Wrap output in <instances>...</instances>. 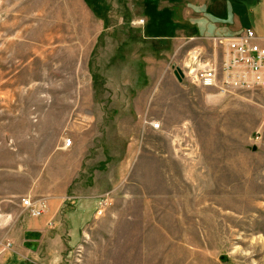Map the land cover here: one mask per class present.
I'll return each instance as SVG.
<instances>
[{"label": "rangeland", "instance_id": "374dc122", "mask_svg": "<svg viewBox=\"0 0 264 264\" xmlns=\"http://www.w3.org/2000/svg\"><path fill=\"white\" fill-rule=\"evenodd\" d=\"M85 2L0 0V242L11 243L0 264H44L37 253L48 248L56 264H264V90L221 94L174 75L195 46L178 51L187 38L263 31L264 19L232 4L227 19L208 16L215 0H169L166 11L153 0ZM194 18L204 19L196 32ZM164 35L165 44L152 39ZM95 36L88 65L83 50ZM71 135L87 136L83 167L101 159L103 174L125 159L139 169L145 152L160 187L145 194V216L138 200L120 214L117 195L82 222L71 187L59 240L24 237L28 215L10 195L31 190L48 152ZM205 160L215 176H185Z\"/></svg>", "mask_w": 264, "mask_h": 264}, {"label": "crops", "instance_id": "0c3cea01", "mask_svg": "<svg viewBox=\"0 0 264 264\" xmlns=\"http://www.w3.org/2000/svg\"><path fill=\"white\" fill-rule=\"evenodd\" d=\"M153 1H157V3H159V10H167V5H165V2L169 0ZM251 1H253L254 4L248 6V4H245L244 0H215L214 3H217V6H209L206 13L208 16L213 14L217 17H225L227 19L231 12L232 4L234 7L239 9L241 7L246 8L247 6L254 16H261L264 19V0ZM81 4L82 6L84 4L85 7H89L85 0H81ZM233 6L232 8H234ZM85 7H81V28L85 32H87L86 34H88L90 38L93 33H96V30L93 27L89 28V26L86 25L87 17ZM90 12H92V14L97 19L102 20L101 16L94 14L95 12L93 11ZM184 16L185 14L183 13V17ZM202 20L204 19L194 18L190 21V23H192V26H195L193 28L195 32L197 31L196 25ZM253 30L259 36L264 37V30L258 32L255 29ZM240 31L242 32L243 30ZM240 31H238V33ZM101 32L102 31H100L99 35L101 34ZM194 33H192L191 36H194ZM177 36L178 35L174 36L172 40ZM186 37H188V35ZM97 39V36H95L94 43L87 48L86 46L84 47L83 56H88V65L90 63L89 58H91ZM152 39H156L160 44H165L166 41L171 40L170 36L165 35ZM158 123L160 124V122ZM70 141L71 145L68 148L63 147L62 143H59L58 146L53 147L48 152L46 163L41 166L40 171L36 176L34 187L31 190L25 191L23 194L12 193L10 195L11 197H13V199L18 197H30L33 199H44L46 201L47 209L41 217L32 218L28 216L27 219H24V222L22 224L19 223V225H21V234L24 237L25 234L31 233L33 234V237H37L40 242H56L59 240L58 234L56 233V228L59 226V218L63 210L65 198L70 197L69 191L71 190V187L72 189L74 187V192L77 193L81 199V222L86 220V217H90V211L92 210L94 205H96V202L99 203L100 200L104 198L106 203L109 204L114 200L117 201V195L121 196L120 201L122 204L121 208L119 209L120 214H124L126 211H129L131 204L133 202L135 203V200H138L141 204V210H143V216H145V212L147 211L146 204H149L150 202L146 198L145 194H150V187L153 186L154 190V186L158 184L154 167L148 166L147 163L149 160L146 159L145 152L140 155L142 165L139 169L134 170L135 165L133 168H131V165L129 166V159H125L121 161L120 169L118 168V172L115 168V170L109 169L107 173L103 174L99 170L102 166L101 163L103 162L101 159L94 164H92L94 161H90L91 163H89V166L83 167L84 158L89 152V148L91 147V143L89 139H87V136L76 140L73 135H71ZM94 143H96L95 139L92 144L94 145ZM96 152L97 154L99 153L96 148H94V153ZM210 163L211 164H209L206 160L204 161V163L201 161H195V163L190 165L189 173H186L185 176L195 178L215 176V174L213 173L214 167L211 166L212 161H210ZM221 171H223V169H221ZM148 173L150 174V176H148ZM80 176L81 180L76 182L77 178ZM218 176H224V174H218ZM119 178H121L122 180L120 181ZM158 187H160L159 184ZM79 190H81L80 193L78 192ZM89 207H91V209ZM50 223L52 224L51 227L49 226ZM124 224L126 223H121L120 225ZM39 253L44 264H56L60 259L57 255L58 251L53 248L45 249L43 250V253L38 251L37 257Z\"/></svg>", "mask_w": 264, "mask_h": 264}, {"label": "built area", "instance_id": "2783aa9c", "mask_svg": "<svg viewBox=\"0 0 264 264\" xmlns=\"http://www.w3.org/2000/svg\"><path fill=\"white\" fill-rule=\"evenodd\" d=\"M131 24L143 26L144 20H135ZM187 44L195 46L186 52L184 60L174 68L181 81L213 88L221 94L240 90H264V37L253 29L247 28L239 34L229 36L190 37L177 50ZM148 125L154 130L160 127L159 123ZM70 145V139H65L63 146L68 148ZM20 208L28 216L39 218L46 212L47 204L44 199L24 197L20 200ZM10 245V242H0V262ZM66 263L65 260L61 264Z\"/></svg>", "mask_w": 264, "mask_h": 264}, {"label": "water", "instance_id": "95a60500", "mask_svg": "<svg viewBox=\"0 0 264 264\" xmlns=\"http://www.w3.org/2000/svg\"><path fill=\"white\" fill-rule=\"evenodd\" d=\"M174 75L176 76V78H177L178 80H180V77H179L177 71L174 72ZM220 260H221L222 262L225 263V262H226V256H221V257H220Z\"/></svg>", "mask_w": 264, "mask_h": 264}, {"label": "trees", "instance_id": "16d2710c", "mask_svg": "<svg viewBox=\"0 0 264 264\" xmlns=\"http://www.w3.org/2000/svg\"><path fill=\"white\" fill-rule=\"evenodd\" d=\"M240 1V0H239ZM245 4H250L251 0H244Z\"/></svg>", "mask_w": 264, "mask_h": 264}]
</instances>
